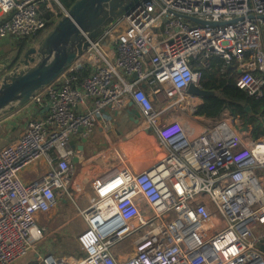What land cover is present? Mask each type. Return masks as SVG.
<instances>
[{
  "label": "built area",
  "instance_id": "2783aa9c",
  "mask_svg": "<svg viewBox=\"0 0 264 264\" xmlns=\"http://www.w3.org/2000/svg\"><path fill=\"white\" fill-rule=\"evenodd\" d=\"M60 1L0 0V39H34L67 14ZM263 17L264 0H136L18 108L29 119L0 146V264L25 259L44 240L38 215L61 201L77 204L78 146L97 126L110 132L106 112L130 104L166 156L139 174L124 166L98 181L89 207L79 210L83 255L49 254L41 264H264V141L248 139L232 118L191 139L181 122L161 123L157 109L159 100L186 102L196 114L201 99L188 89L201 87L214 57L224 63L221 74L238 71L240 90L263 98ZM116 159L123 164L119 153ZM37 165L44 170L25 180Z\"/></svg>",
  "mask_w": 264,
  "mask_h": 264
},
{
  "label": "crops",
  "instance_id": "0c3cea01",
  "mask_svg": "<svg viewBox=\"0 0 264 264\" xmlns=\"http://www.w3.org/2000/svg\"><path fill=\"white\" fill-rule=\"evenodd\" d=\"M3 19L4 14L0 11V22ZM35 44L29 45V48ZM17 54L19 53L16 45L10 56V65L16 61ZM4 62V60H1L0 63V70L2 69V71H5V69L10 66H2ZM217 66V63L214 62V66L210 64V66L205 70H212V68L213 70H216ZM7 72L5 71V74ZM187 96L190 95L187 94ZM159 103L162 107H165V109H163L164 114L167 110L172 108L171 106H168L165 101L159 100ZM184 103L186 104V102ZM184 103L181 102V104H178V106L183 108L184 111H187L189 116H182L176 113L168 117L161 115L160 122L179 121L185 126L190 138L194 139L199 137L215 122L219 121L216 119L198 117L196 114L189 113L187 105L185 107ZM120 113L121 114L118 116H116L115 112L109 113L113 122L112 130L107 133L101 126H97L92 136L87 140L84 147V152L79 155V158H75L76 162L74 160V168L76 172L74 183L75 186L81 191L80 193L76 194V203L77 205H80L81 210L87 209L89 207L92 198L94 197L95 184L98 181L112 176L116 171L124 166L133 173L139 174L150 169L155 165L156 162L160 161L166 156V151L160 145L158 137L153 129H150L148 125L142 120L138 125H136L131 120L126 119L125 111H121ZM227 113H223L225 118ZM146 130H149V134H146ZM242 134L248 139L252 140L248 132ZM81 145H83V142ZM116 153H119L121 156L123 164L118 163L116 159ZM70 204L71 203L68 201H61L54 211L50 213L51 215L40 214L37 216L38 224L42 227L44 226L47 229L46 236H51V238L57 240L58 238H63L64 235H66L65 237H75L86 230V228L83 227L84 225L80 226V224H77V214ZM142 204L143 202L141 201L140 205L142 206ZM76 210L79 212V209ZM50 218H53V220L51 221ZM73 225L75 226V229L74 227L73 229L71 228ZM51 228H53L52 231H50ZM70 229L74 230V232L70 233ZM41 258V255L38 253L35 254L33 252L28 257L15 264H41Z\"/></svg>",
  "mask_w": 264,
  "mask_h": 264
},
{
  "label": "water",
  "instance_id": "95a60500",
  "mask_svg": "<svg viewBox=\"0 0 264 264\" xmlns=\"http://www.w3.org/2000/svg\"><path fill=\"white\" fill-rule=\"evenodd\" d=\"M135 2L136 0H77L40 42L28 48L19 59L17 54L15 68L7 72L0 83V115L23 107L36 93L58 79L88 49L90 43L101 36ZM194 22L205 25L198 20ZM188 94L205 98L213 96L214 92L191 85ZM247 111L251 113L250 107ZM119 114L121 113L116 112V116ZM125 117L136 125L141 122V114L133 104L125 111ZM237 130L241 133L248 132L244 126H238ZM145 132L149 134V130ZM86 142L84 139L83 145L78 147L82 153ZM71 147L75 149L74 142Z\"/></svg>",
  "mask_w": 264,
  "mask_h": 264
},
{
  "label": "trees",
  "instance_id": "16d2710c",
  "mask_svg": "<svg viewBox=\"0 0 264 264\" xmlns=\"http://www.w3.org/2000/svg\"><path fill=\"white\" fill-rule=\"evenodd\" d=\"M76 1L61 0L60 2L68 11ZM53 26L54 24H49L47 26L48 31ZM41 38L42 34L40 33L31 40H16L18 42V59L29 48V45L39 42ZM214 62L218 65L216 70H213V68L212 70H204V76L201 81V87L204 90L213 91L214 95L200 98L202 103L199 105L196 115L207 119L220 120L223 113L228 112L235 120H239L242 126L248 129V134L253 141L261 140L264 137V96L261 99L249 97L237 87L238 71L231 67L226 69L224 74H221L223 61L219 57H214L210 64L214 66ZM16 63L17 60L7 69L11 71ZM248 107H250L251 113L247 111ZM16 137L14 141L17 139Z\"/></svg>",
  "mask_w": 264,
  "mask_h": 264
},
{
  "label": "rangeland",
  "instance_id": "374dc122",
  "mask_svg": "<svg viewBox=\"0 0 264 264\" xmlns=\"http://www.w3.org/2000/svg\"><path fill=\"white\" fill-rule=\"evenodd\" d=\"M60 19H61V17H59L58 20H60ZM49 31H48V29H46L45 31H43L41 33L42 38L39 40V42L47 35V33ZM17 43L18 42L16 40H12V39H0V63H1V60L5 61L2 66L10 65V63H11L10 56H11L12 50L14 49V47H16ZM7 68L5 69V71L9 72V70ZM3 71H2V69L0 70V83H1V80L3 78V75L5 74V71L4 72ZM170 97H171V101L174 104H176L177 102H179L181 100L180 97L174 92L170 93ZM200 104H201V101H200ZM184 106L186 107L185 103H184ZM157 109L164 112L163 109H165V107H162L161 104L158 103ZM182 110H183V108H180L178 105H175L171 109L167 110L165 112V114L162 113V115H164V117L165 116L168 117V116L176 113V114H179L182 116H186V115L189 116L187 111H184V110L182 111ZM25 114H27L26 111L19 113V109H15L14 111H11L9 113L0 115V146H3L8 142L14 141L15 137L18 136L22 132L24 125L26 124L27 120L29 119V117ZM223 116H224V114L222 115V118L225 119V116L224 117ZM226 118L234 119L228 113L226 114ZM259 141H264V137H262V139ZM43 170H44V166H42V165L41 166H39V165L34 166V167H32V168H30L24 172L23 178L25 180H29L31 178H34V177H36V172L40 173ZM263 182H264V175H263ZM70 205H72L73 210H75V212L77 214V219H76L77 224H80V226L84 225L83 227L86 228L84 220L80 216V213L77 212V210H76V209L81 210L80 205L79 204L73 205L72 203ZM50 220L52 221L53 218H50ZM73 227L75 229L74 225L71 228L73 229ZM72 229L69 230L70 233L74 232V230H72ZM52 230H53V228L50 229V231H52ZM67 234H69V233H67ZM65 236L66 235H64L63 238H58L57 240L54 238H51V236L50 237L46 236V238L40 244H38L36 246L34 253L35 254L38 253L42 257H45L46 255H49V254L56 255V256L65 255V256H73V257H78L80 255H83V252L80 251L79 245L77 242V236L78 235L75 237H69L68 235H67L68 237H65ZM131 249L132 248L128 249L129 253L132 252Z\"/></svg>",
  "mask_w": 264,
  "mask_h": 264
},
{
  "label": "bare ground",
  "instance_id": "6f19581e",
  "mask_svg": "<svg viewBox=\"0 0 264 264\" xmlns=\"http://www.w3.org/2000/svg\"><path fill=\"white\" fill-rule=\"evenodd\" d=\"M146 124V123H145ZM261 152H263V156H264V149H263V151H261Z\"/></svg>",
  "mask_w": 264,
  "mask_h": 264
}]
</instances>
